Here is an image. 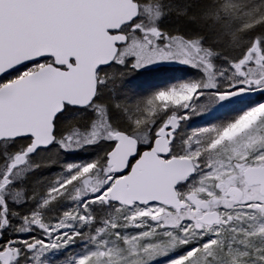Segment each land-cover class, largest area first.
Masks as SVG:
<instances>
[{"label":"snow or ice","instance_id":"6c2138e0","mask_svg":"<svg viewBox=\"0 0 264 264\" xmlns=\"http://www.w3.org/2000/svg\"><path fill=\"white\" fill-rule=\"evenodd\" d=\"M0 264H264V0H0Z\"/></svg>","mask_w":264,"mask_h":264}]
</instances>
